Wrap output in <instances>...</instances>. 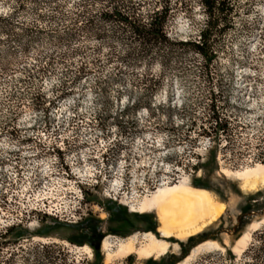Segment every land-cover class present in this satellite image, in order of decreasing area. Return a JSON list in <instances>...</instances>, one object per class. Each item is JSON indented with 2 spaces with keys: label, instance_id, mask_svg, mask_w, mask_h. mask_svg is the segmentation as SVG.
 I'll use <instances>...</instances> for the list:
<instances>
[{
  "label": "rangeland",
  "instance_id": "374dc122",
  "mask_svg": "<svg viewBox=\"0 0 264 264\" xmlns=\"http://www.w3.org/2000/svg\"><path fill=\"white\" fill-rule=\"evenodd\" d=\"M78 1L0 0V191L14 194L12 202L0 203V214H23L22 223L0 238V264H174L178 259L176 264H251L245 261L253 253L244 251L258 244L257 231L264 227V184L243 188L228 171L264 164V0H231L232 26L214 37L217 55L209 64L180 47L167 62L124 57L129 45L109 25L103 36H94L79 29V21L75 35L67 37ZM145 2L144 10L173 5L166 25L170 38L200 39L206 19L201 0ZM99 6L93 2L90 12ZM137 99L139 104H132ZM215 115L228 122L225 132L218 131ZM206 117L210 131L201 134ZM13 143L51 156V166L58 160L52 177L63 174L62 151L56 149L63 144L78 160L85 156L87 166L96 165L106 180L124 179L149 191L129 207L106 196L99 183V189L85 190L87 214L76 223L34 210L28 214L29 191L42 188L37 182L45 177L28 156L21 159L20 178L10 182L19 157ZM184 180L194 187V182L206 184L201 188L225 203L221 216L201 231L200 242L214 240L221 248L199 251L189 260L200 243L183 257L189 237H163L156 211L133 210L160 187ZM55 186L53 201L64 199L65 186ZM144 232L172 247L159 257L134 252L131 258L107 259L105 235H115L110 238L115 251L134 234L142 246ZM247 232L251 237L239 253L235 245ZM91 236L92 244L73 242ZM254 264H264V250Z\"/></svg>",
  "mask_w": 264,
  "mask_h": 264
},
{
  "label": "trees",
  "instance_id": "16d2710c",
  "mask_svg": "<svg viewBox=\"0 0 264 264\" xmlns=\"http://www.w3.org/2000/svg\"><path fill=\"white\" fill-rule=\"evenodd\" d=\"M93 2L94 4H100L94 13L90 12ZM201 2L206 19L199 30V40L190 38L178 41L177 39L170 38L166 31V25L173 13V5L165 4L160 7L146 8L144 10L145 0H105L103 3L93 0H79L75 11H73L74 16L73 21L70 22L71 27L66 35L67 37H73L75 35L72 30L74 29V25L79 21H82V23L78 28L87 33H92L94 36H103L105 34L104 25H109L111 31L118 36L122 37L123 35V38L129 45V49L124 57L145 60L147 62L156 59L167 62L172 53L177 50L176 48L180 47L199 53L205 59L206 63L209 64L217 55L214 37L225 34L232 26L231 14L234 11L235 5L231 0H201ZM111 24H113V27ZM139 102L137 99L132 104L138 105ZM213 103L210 104L211 110L214 107ZM215 117L218 131L220 133L225 132L228 122L224 121L221 116L215 115ZM206 118L200 124L201 134H209L210 131L211 126L208 125L209 119L208 117ZM194 167L198 168V163ZM193 184L200 188L207 187L206 184L200 181L194 182ZM243 212L245 211L243 210ZM46 217L54 218L51 216ZM89 220L91 221L92 219ZM19 225L10 226L3 233L0 232V238L5 239L8 237L15 227ZM23 234L25 233H21L16 237L22 236ZM204 235L205 233L199 232L189 237L188 243L183 246V257H186L188 247L196 246L203 240ZM257 237L258 244L254 243L244 251V254L253 253L252 261L246 259L245 263L254 264L262 259L264 250V227L257 231ZM73 242L78 245L86 242L89 244L93 243L92 236L85 238L81 242ZM128 257L131 258L132 255L129 254ZM233 257L232 253L229 252V258L232 262H234ZM179 260H175L174 264Z\"/></svg>",
  "mask_w": 264,
  "mask_h": 264
},
{
  "label": "bare ground",
  "instance_id": "6f19581e",
  "mask_svg": "<svg viewBox=\"0 0 264 264\" xmlns=\"http://www.w3.org/2000/svg\"><path fill=\"white\" fill-rule=\"evenodd\" d=\"M228 173H232L240 179L243 188L246 189H254L264 184V164H257L255 167L244 170L228 171ZM224 208L225 203L217 200L211 191L194 187L187 180H184L180 183L160 187L152 197L146 198L137 209L133 210L141 213L156 211L161 223L160 232L163 237L176 236L187 239L201 232L218 219L224 212ZM256 223L253 225L255 226ZM142 237L144 239L142 246H137L139 234H134L122 239L115 251L110 249V247L112 248L111 239L105 238L106 240L104 239L105 242L104 240L103 242L108 248L107 259L125 257L134 252L140 257H159L166 254L172 247L169 241L158 238L153 232H144ZM250 237V232L245 233L237 241L235 251L241 253ZM213 248H221V246L214 240L200 243L186 260L191 259L199 251Z\"/></svg>",
  "mask_w": 264,
  "mask_h": 264
},
{
  "label": "built area",
  "instance_id": "2783aa9c",
  "mask_svg": "<svg viewBox=\"0 0 264 264\" xmlns=\"http://www.w3.org/2000/svg\"><path fill=\"white\" fill-rule=\"evenodd\" d=\"M210 142V141H209ZM63 145V144H62ZM58 145L56 149L62 151V166L64 167L63 174L61 176L52 177L51 174L55 171V164L60 163L58 160L53 161L54 165H50V161L52 159L51 156H39L38 154H34L30 152V150H21L18 144L13 143V147L19 148V157H17V168L16 177L12 179L10 182L16 183L20 178L21 172V159L23 157L32 156V161L36 166H40L41 171L43 172V176L45 178H41L42 182L39 188L31 189V192L27 197L28 201L30 199V203L26 207L27 213L30 214L31 211L40 212L45 216H51L54 218H59V220L68 221L70 223H76L81 220L84 216H86V210L82 207L84 200L85 190L90 189L94 190L98 188L99 183L102 192L108 196L110 199L118 202H124L129 205V207H133L136 205L141 197L146 195L149 191V187H136L133 188L127 184V182L122 179L120 182L117 180H113L110 182L106 180L105 174L100 173L97 169L96 165L87 166L86 165V157L83 155L79 156V160L76 158L75 154L69 152L66 146ZM29 149V148H28ZM54 150V148H53ZM32 154V155H31ZM36 156V158L34 157ZM56 159V158H55ZM53 185L51 187L47 186L48 179ZM55 183L59 185H64V199L53 201L54 197V189ZM62 187V186H61ZM128 189H130V195L127 196ZM14 194H10L8 190L0 191V203L12 202ZM5 198V200H3ZM52 198V199H51ZM4 202V204H5ZM134 209V208H133ZM22 213L13 214L10 212L0 214V231H5L6 228L18 225L22 223ZM109 237L116 238L115 235L107 234L104 239Z\"/></svg>",
  "mask_w": 264,
  "mask_h": 264
}]
</instances>
